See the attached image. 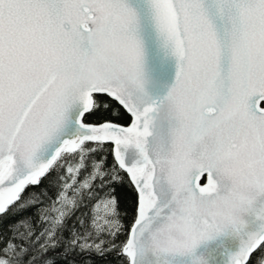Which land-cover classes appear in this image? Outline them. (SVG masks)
Returning <instances> with one entry per match:
<instances>
[{
  "label": "snow or ice",
  "instance_id": "6c2138e0",
  "mask_svg": "<svg viewBox=\"0 0 264 264\" xmlns=\"http://www.w3.org/2000/svg\"><path fill=\"white\" fill-rule=\"evenodd\" d=\"M0 264H264V0H0Z\"/></svg>",
  "mask_w": 264,
  "mask_h": 264
},
{
  "label": "trees",
  "instance_id": "16d2710c",
  "mask_svg": "<svg viewBox=\"0 0 264 264\" xmlns=\"http://www.w3.org/2000/svg\"><path fill=\"white\" fill-rule=\"evenodd\" d=\"M109 160H111V156H109ZM65 235H67V233H65Z\"/></svg>",
  "mask_w": 264,
  "mask_h": 264
}]
</instances>
